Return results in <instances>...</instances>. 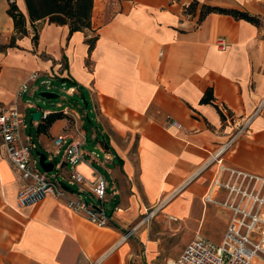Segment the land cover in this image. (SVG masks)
I'll list each match as a JSON object with an SVG mask.
<instances>
[{
    "label": "crops",
    "instance_id": "crops-1",
    "mask_svg": "<svg viewBox=\"0 0 264 264\" xmlns=\"http://www.w3.org/2000/svg\"><path fill=\"white\" fill-rule=\"evenodd\" d=\"M15 1L27 33L16 34L10 0H0V106L28 107L23 98L38 86L21 98L17 90L34 70L69 93L87 92L89 138L82 121L65 115L50 124L32 118L37 139L25 136L36 145L35 163L39 145L53 152L55 178L72 190L80 188L69 185L74 168L88 184L102 174L113 221L98 226L51 194L19 206L27 180L0 134V264H90L102 255L101 264H157L193 237L220 243L204 226L209 211L224 216V236L231 216L204 202L214 177L225 166L264 178V0H197L192 11L193 0H94L91 27L72 34L68 24L31 22L25 0ZM204 4L246 11L259 23L214 11L200 20ZM62 77L76 85L67 88ZM208 88L212 99L203 102ZM78 132L85 160L74 166L65 146L55 154L54 139Z\"/></svg>",
    "mask_w": 264,
    "mask_h": 264
},
{
    "label": "built area",
    "instance_id": "built-area-1",
    "mask_svg": "<svg viewBox=\"0 0 264 264\" xmlns=\"http://www.w3.org/2000/svg\"><path fill=\"white\" fill-rule=\"evenodd\" d=\"M220 43L222 46L225 45L224 41ZM39 77L38 70L32 71L20 84L17 97H23ZM44 81L50 82L42 80ZM27 106L33 107V103L28 102ZM64 112H67V109ZM48 114V111H43L40 115L46 118ZM169 123L174 126L180 125L177 120H170ZM25 127V108L16 103L0 106L2 145L11 162L27 180L18 193L17 204L19 206L34 204L51 194L58 199H64L68 207L92 223L109 226L113 218L105 205L108 192L105 177L98 174L88 184L84 174L74 168L69 177V185L78 184L80 188L72 190L58 181L55 174L37 170L33 159L36 145L25 136ZM85 141L86 137L81 132L76 136L59 134L54 139L55 154L65 146V161L75 166L81 160H85L83 151ZM221 170L228 173L225 180L222 179ZM220 171L204 195V202H216L231 212L221 242L214 244L202 237H195L176 258L169 259L167 264H264V178L239 168L222 166ZM104 257L105 255H102L90 264H101Z\"/></svg>",
    "mask_w": 264,
    "mask_h": 264
},
{
    "label": "trees",
    "instance_id": "trees-1",
    "mask_svg": "<svg viewBox=\"0 0 264 264\" xmlns=\"http://www.w3.org/2000/svg\"><path fill=\"white\" fill-rule=\"evenodd\" d=\"M28 9V14L31 22H35L39 19H48L50 22L57 24H68L70 27V34L77 30H85L91 27V18L94 0H25ZM198 5L197 0H193L189 5V10L192 11ZM221 12L232 14L237 18H244L254 23H259V18L249 14L246 11H241L234 8H226L221 6H213L204 4L200 14V20L203 19L210 12ZM9 14L14 19L16 34L27 33V19L22 11H20L15 0H10V7L8 9ZM16 35L13 37L10 45H13ZM37 39V33L34 35V40ZM95 37H89L90 47L94 45ZM62 82L70 88L75 86L74 80L68 77H62ZM84 90H80V92ZM79 92V93H80ZM76 93V92H75ZM84 96V101L88 107L87 92L85 94L80 93ZM212 99V89L208 88L204 97L203 102H210ZM64 114L60 113H49L46 117L48 124L52 123L56 118L63 117Z\"/></svg>",
    "mask_w": 264,
    "mask_h": 264
},
{
    "label": "rangeland",
    "instance_id": "rangeland-1",
    "mask_svg": "<svg viewBox=\"0 0 264 264\" xmlns=\"http://www.w3.org/2000/svg\"><path fill=\"white\" fill-rule=\"evenodd\" d=\"M42 80H50V82L49 83L45 81L42 82ZM52 81H53V85L51 86ZM33 84L35 86H38V90L34 92L33 94L27 93V95L23 98L24 101L26 102L30 101L31 103H33V107H26L25 109V123H28L27 125L28 129L27 128L24 129V134L32 133V135L37 139V128L34 127L31 122L33 118L32 112L34 108L36 109V107L40 106L43 109L50 108V109L60 110L65 107H69V109H67V112H64V113L62 112V113L66 117L69 118L72 124H76L77 122H79V126H80V122L82 121L85 125L84 127L86 131L88 132V138H89L90 129H91L90 121L92 117H91V113L87 109V106L84 101L85 98L83 95H81L79 92L69 93L68 91L62 89L58 81L54 78L39 77V79ZM48 87L55 89L56 92L60 94V96L55 99H46L38 95V91L46 90L48 89ZM59 102L60 104H58ZM76 111L80 113V116ZM86 147H89V144H87ZM42 154L47 155L48 161H49L50 153L44 150L41 145H39V149L35 150L34 156L36 159L35 167L37 170H40V171L44 170L40 163V158ZM59 160H60V157L55 158L56 162ZM56 171H57V168L55 167L52 171H49L48 173L55 174ZM207 206L211 208L210 204L209 205L207 204ZM106 207L108 209V207H110V204L106 203ZM226 222H227V219L224 216L219 215V216H216V218H214V217H211V212L209 211V216L205 220V223H204L207 238L217 243L221 241V238L223 236V228L221 227H224ZM194 224H191V225H194ZM121 231H126V230L123 229ZM187 237H188V233L186 232L184 235V239H187ZM168 259L169 257H161V260L157 264H167Z\"/></svg>",
    "mask_w": 264,
    "mask_h": 264
},
{
    "label": "water",
    "instance_id": "water-1",
    "mask_svg": "<svg viewBox=\"0 0 264 264\" xmlns=\"http://www.w3.org/2000/svg\"><path fill=\"white\" fill-rule=\"evenodd\" d=\"M38 95L43 97V98H46V99H55V98L60 96V94L58 92H56L54 90H49V89L38 91ZM40 114H41V112L39 110L32 112L33 119L38 120L40 117ZM40 163H41V165L45 171H52L54 169V166H55L54 162L47 161V155H45V154L41 155Z\"/></svg>",
    "mask_w": 264,
    "mask_h": 264
}]
</instances>
